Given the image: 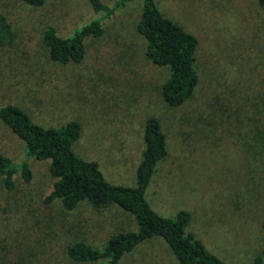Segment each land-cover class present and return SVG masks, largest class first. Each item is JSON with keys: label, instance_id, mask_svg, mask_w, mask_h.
<instances>
[{"label": "rangeland", "instance_id": "1", "mask_svg": "<svg viewBox=\"0 0 264 264\" xmlns=\"http://www.w3.org/2000/svg\"><path fill=\"white\" fill-rule=\"evenodd\" d=\"M155 1L198 41L199 78L186 102L170 107L158 94L168 71L143 54L135 31L141 0H129L104 19L103 33L85 40L82 60L65 64L48 58L41 31L50 25L66 36L97 17L88 0H43L39 7L0 0L14 35L8 48H0V106L17 105L45 126L77 121L74 152L121 186L134 184L143 122L155 116L167 152L155 166L146 201L167 217L188 211L187 230L221 260L253 264L264 248V7L255 0ZM0 153L23 159L22 143L1 122ZM28 161L29 182L15 176L11 190L0 183L4 263L91 264L71 260L66 246L100 247L111 233L133 227L115 206L93 209L82 201L65 211L57 199L44 203L52 183L47 162ZM117 264L177 262L155 237Z\"/></svg>", "mask_w": 264, "mask_h": 264}, {"label": "trees", "instance_id": "2", "mask_svg": "<svg viewBox=\"0 0 264 264\" xmlns=\"http://www.w3.org/2000/svg\"><path fill=\"white\" fill-rule=\"evenodd\" d=\"M39 7L43 0H21ZM129 0H114L105 4L100 0H88L93 12L99 13L59 35L46 25L41 31V42L47 48L48 58L60 64L79 62L85 53V40L103 33L102 21L122 9ZM155 0H141L135 31L143 40V54L153 65L167 68V76L159 86L161 100L170 107L183 104L192 97L198 83L195 67L197 38L172 21L157 7ZM264 7V0H255ZM13 32L5 15L0 13V48H8L13 42ZM0 122L8 128L23 146V159L15 162L0 153V183L11 190L14 178L23 182L31 179L29 159L47 162V173L52 179L51 188L43 198L44 203L53 199L60 202L65 211L73 210L84 201L93 209L110 206L127 213L133 227L111 233L100 247L84 242L66 246V255L73 261L91 264H117L144 241L160 237L167 245L177 264H229L213 254L187 226L190 214L184 209L173 216H163L150 207L145 191L155 171L156 164L166 155L165 136L158 118L148 116L142 126V148L135 167L132 186L108 183L97 163L81 158L74 152L73 143L78 139L80 125L68 120L60 126H45L14 104L0 106ZM6 225H8L6 223ZM4 226V225H2ZM260 228L264 236V215ZM8 246L0 238V264L4 263ZM264 248L252 258L253 264H262Z\"/></svg>", "mask_w": 264, "mask_h": 264}]
</instances>
